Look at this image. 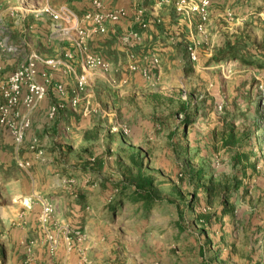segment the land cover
<instances>
[{"label": "rangeland", "instance_id": "374dc122", "mask_svg": "<svg viewBox=\"0 0 264 264\" xmlns=\"http://www.w3.org/2000/svg\"><path fill=\"white\" fill-rule=\"evenodd\" d=\"M199 1L171 0L183 9L167 14L179 19L178 33L166 23L157 28L162 37L145 44L160 55L159 79L156 70L149 81L139 73L146 80L139 88L137 73L122 68L130 93L112 101L127 107L97 99L98 137L89 144L102 158L97 173L82 171L91 158L65 157L81 171L67 182L80 190L70 231L81 238L74 248L81 264H264V0H212L202 31ZM48 3L0 0L2 59L51 50L48 37L57 30L43 12ZM99 73L87 90L107 77ZM65 76L66 88L75 87L74 75ZM135 126H145L144 136ZM137 174L153 180L151 204L134 202ZM198 215L211 216V224Z\"/></svg>", "mask_w": 264, "mask_h": 264}, {"label": "crops", "instance_id": "0c3cea01", "mask_svg": "<svg viewBox=\"0 0 264 264\" xmlns=\"http://www.w3.org/2000/svg\"><path fill=\"white\" fill-rule=\"evenodd\" d=\"M47 1L51 2L54 8L64 4L70 6L80 15V18L84 19L82 22L86 23L85 13L92 8V2L95 0ZM99 1L104 4L105 11L120 10L126 14L117 25H109L116 33L115 35H106L99 43H95L99 35H94L89 42L92 49L102 51L106 57H109L114 65L113 71L107 77L105 76V79L100 78L101 85H95L90 90L86 89L82 94L80 107L71 105V89L75 87L68 89L69 94L65 96L50 90L48 97L34 109L22 107L19 111L20 117H11V121L16 125H19L21 119L25 117L31 121V127L26 132L21 145L16 143L9 126L0 124V264H81V250L76 248L68 252L63 240L65 234L70 231V227L74 228L79 209L75 198L80 190L78 191L76 186L72 187L67 182L70 181V176L81 174V171L73 166V162H68L65 157L76 153L81 159L88 158L81 148L86 147L88 143L84 135L98 126L99 119L97 121L95 119L98 118V114L99 116L102 114L98 100L104 104V107L108 103L109 105L114 104L115 110L123 111L127 107L125 102L112 101L117 97H121L122 101H127L126 96L130 93L128 87L131 85H123L120 81L122 77H125L122 68L127 69L128 52L124 49L123 42L118 35L139 30L137 7H143L144 2H147L146 14L154 19L163 18V25L168 23L170 30L171 28L175 30L176 22H180L178 18H170L167 15L170 9L174 13L181 10V7L171 0ZM186 14H188L187 11L183 16L185 17ZM171 19L173 24H170ZM50 21L56 26L54 30H57V35L54 37L52 32L48 37L51 50L47 49L46 54L41 52L37 70L39 74L48 72L55 83H61L67 87L68 78L65 75L73 76L77 73L76 70L74 73L68 72L66 67L50 68L44 62L51 59H62L72 66L78 64L80 53L74 44L77 38L76 33L69 38L64 35L66 33L63 32L62 23H55L51 19ZM59 27H61L60 31L63 30L62 32L59 31ZM149 29L147 35H143L144 41L142 37L143 42L137 49L140 54L145 52V44L153 42L154 39L158 40L163 35L154 31L153 27ZM175 33L177 34L178 30H175ZM69 55H72V60L67 59ZM27 59L26 55L18 57L14 52L7 59L0 57V84ZM144 59L145 57L138 56L141 64H144ZM92 72L99 73V71L88 73V87H90ZM73 78L76 80L75 75ZM145 81L137 73L134 74L132 83L141 88L146 83ZM54 107L57 111L52 116ZM60 111L65 112L64 116L58 114ZM145 131V126L133 128V133L140 137L144 136ZM67 147H71L72 151H69ZM21 162H30L32 166L21 168ZM47 208L52 209L49 216H46ZM46 217L48 221H44ZM51 235L55 238H62V243L56 248L50 241Z\"/></svg>", "mask_w": 264, "mask_h": 264}, {"label": "built area", "instance_id": "2783aa9c", "mask_svg": "<svg viewBox=\"0 0 264 264\" xmlns=\"http://www.w3.org/2000/svg\"><path fill=\"white\" fill-rule=\"evenodd\" d=\"M212 0H201L198 8V14L200 23L198 29L200 31L204 28V23L207 21L208 9ZM183 9L180 10L182 12ZM43 12L55 23H62L68 28L63 29L64 32L74 30L76 33V39L74 44L80 53V60L82 63L83 71L79 75L75 73L74 67L64 60H47L45 65L52 68H67L68 72H74L76 76V86L71 89V105L78 107L81 102V95L86 91L88 87V72L100 71L104 75H109L113 71L112 62L101 53L94 51L90 45V39L94 35L106 36L114 32L109 25H117L126 16L124 11L109 10L105 11L104 4L95 0L92 2V8L85 13V20L92 23L91 29H86L80 25V15L68 6H63L60 9H54L51 6L46 5ZM194 12V11H193ZM196 12V11H195ZM136 16L144 29L148 28L150 22L146 17V11L142 7H137ZM157 19V18H155ZM157 23H160V19H157ZM122 41L127 46L129 64L127 70L131 73H140L145 79L154 80L156 76H160L161 59L156 55H150L145 57L144 62L150 60L153 67L148 68L138 61V55L131 51L129 47H133L135 44L142 43V36L136 31L128 32L122 36ZM68 60H72V55L67 56ZM41 60V56L38 53H33L25 63L21 64L16 71H14L5 82L0 84V124L3 126H9L12 135L18 145H21L24 141L26 132L31 127V121L28 117L21 119V123L16 125L11 121V117H20V109H34L38 104L44 101L50 90H54L59 95L65 96L69 94L68 89L61 83H54L48 72L42 74L38 73L37 64ZM190 60H197V53L190 49ZM157 71V75L154 76V71ZM129 77H124L122 84L127 85L129 83ZM63 107V106H61ZM57 108H53L52 116L55 115ZM30 162H21V168H31ZM52 209H46V216L51 214ZM44 221H48V217L44 218ZM50 241L54 248L59 246V239L53 235L50 236ZM81 241V238L74 235L71 231L65 234V243L68 252H72Z\"/></svg>", "mask_w": 264, "mask_h": 264}, {"label": "trees", "instance_id": "16d2710c", "mask_svg": "<svg viewBox=\"0 0 264 264\" xmlns=\"http://www.w3.org/2000/svg\"><path fill=\"white\" fill-rule=\"evenodd\" d=\"M147 6H148L147 2H144V6H143L144 9ZM88 11H90V9ZM146 17L149 20L148 22H150V24L148 25V28L144 29L140 25L139 30L136 31V32H138V33H140L142 35L143 41H144V36L147 35L148 30H150L149 29L150 27H153L154 31H158L159 32V30H157V28H161V25H163V19H161V18H160V23H157V19H154L153 17L148 16L147 14H146ZM127 33L128 32L118 35V36H120L121 41H122V36L124 34H127ZM115 34H116L115 32L114 33L112 32L109 35H115ZM139 45L140 44H135L133 47L130 46L129 49L131 51L135 52L138 56H140V58L141 57H147V56H150L152 54L148 48H145V52H143V53L141 52V54H140V51L137 50L138 48H140ZM123 47H124L125 50H127V48H128L127 46L124 45V43H123ZM180 47H181V45H180ZM93 50L96 51V49H93ZM96 52L101 53L102 55H104L100 51H96ZM156 55L160 56L159 54H156ZM145 64H146V66L148 68H152L153 67L152 62L150 60L146 61ZM80 105H81V102L79 103L78 107H80ZM187 112H188V108L185 109V113H187ZM64 113H65L64 111H60V113H58V114H62V116H64ZM186 121L189 122L191 120L187 119ZM97 133H98L97 128H94L92 131H88L84 135V139L88 143H87V146L86 147L83 146L81 148V150L84 152V154H87L88 158H91L89 161L86 162L87 165L85 166V169L82 170L84 172L97 173V170H99V168H100V166L102 164V160H101L102 158L100 156L94 157L92 152H91V149L89 147V144L91 145L97 139V137H98ZM67 148L69 149V151H72L71 147H67ZM131 181H132V187L134 188V193H133L135 195L134 202L135 203L151 204L152 201L150 199H151V195H152V191L151 190H152L153 180L150 179V178L144 177L142 174H137V175H132L131 176ZM197 218L201 219L200 222H203V223H206V224H211V218L212 217L209 216V215H198Z\"/></svg>", "mask_w": 264, "mask_h": 264}]
</instances>
